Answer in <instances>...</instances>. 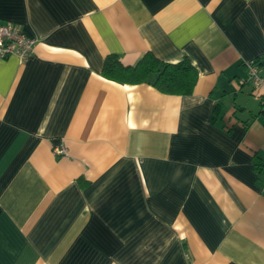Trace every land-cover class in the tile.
Listing matches in <instances>:
<instances>
[{
  "label": "crops",
  "instance_id": "1",
  "mask_svg": "<svg viewBox=\"0 0 264 264\" xmlns=\"http://www.w3.org/2000/svg\"><path fill=\"white\" fill-rule=\"evenodd\" d=\"M0 264H264V0H0ZM188 58V95L101 75ZM66 148V155L54 152Z\"/></svg>",
  "mask_w": 264,
  "mask_h": 264
},
{
  "label": "trees",
  "instance_id": "2",
  "mask_svg": "<svg viewBox=\"0 0 264 264\" xmlns=\"http://www.w3.org/2000/svg\"><path fill=\"white\" fill-rule=\"evenodd\" d=\"M101 75L119 83H148L166 94L188 95L193 90L198 72L186 57L172 63L147 51L133 65H124L116 54L106 55Z\"/></svg>",
  "mask_w": 264,
  "mask_h": 264
},
{
  "label": "built area",
  "instance_id": "3",
  "mask_svg": "<svg viewBox=\"0 0 264 264\" xmlns=\"http://www.w3.org/2000/svg\"><path fill=\"white\" fill-rule=\"evenodd\" d=\"M35 40L26 36L20 27L12 22L0 23V59L9 56H17L25 59L31 52ZM248 73V79L252 82L255 89H259V98L264 106V79L258 74V66L254 60L245 64ZM54 152L58 155H66L64 146H57Z\"/></svg>",
  "mask_w": 264,
  "mask_h": 264
}]
</instances>
